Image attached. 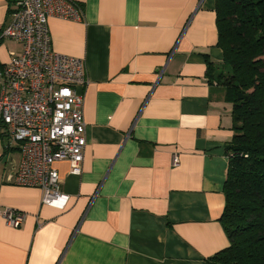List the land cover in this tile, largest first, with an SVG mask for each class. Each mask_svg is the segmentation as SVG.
I'll return each instance as SVG.
<instances>
[{"label": "crops", "instance_id": "0c3cea01", "mask_svg": "<svg viewBox=\"0 0 264 264\" xmlns=\"http://www.w3.org/2000/svg\"><path fill=\"white\" fill-rule=\"evenodd\" d=\"M0 0V30L14 5ZM80 21L50 19L54 51L84 61L81 173L55 164L63 210L11 184L18 156L0 138V264H210L233 136L231 106L206 79L217 65L215 0H69ZM227 106H229L227 108ZM174 157L178 164H173Z\"/></svg>", "mask_w": 264, "mask_h": 264}, {"label": "built area", "instance_id": "2783aa9c", "mask_svg": "<svg viewBox=\"0 0 264 264\" xmlns=\"http://www.w3.org/2000/svg\"><path fill=\"white\" fill-rule=\"evenodd\" d=\"M50 19L80 21L82 10L69 0H22L0 30V44L6 39L21 47L0 61V136L18 156L11 184L39 189L42 205L63 210L68 196L55 164L67 161L72 175L81 173L86 138L79 90L87 80L82 59L53 50ZM0 217L19 228L25 214L5 208Z\"/></svg>", "mask_w": 264, "mask_h": 264}, {"label": "trees", "instance_id": "16d2710c", "mask_svg": "<svg viewBox=\"0 0 264 264\" xmlns=\"http://www.w3.org/2000/svg\"><path fill=\"white\" fill-rule=\"evenodd\" d=\"M222 61L206 79L231 106L233 136L220 223L228 246L210 264H264V0H215Z\"/></svg>", "mask_w": 264, "mask_h": 264}, {"label": "rangeland", "instance_id": "374dc122", "mask_svg": "<svg viewBox=\"0 0 264 264\" xmlns=\"http://www.w3.org/2000/svg\"><path fill=\"white\" fill-rule=\"evenodd\" d=\"M3 27V26H2ZM21 52V47L18 44H15L9 40H3L0 44V61H5L6 57L11 54H19ZM229 106H227L228 108ZM1 138V136H0ZM4 143H6V138H1ZM12 156H15L16 154L14 152H11Z\"/></svg>", "mask_w": 264, "mask_h": 264}]
</instances>
